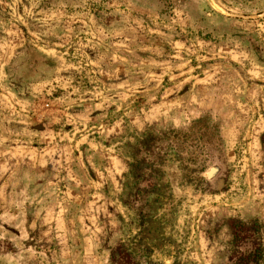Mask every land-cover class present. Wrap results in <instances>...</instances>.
I'll return each mask as SVG.
<instances>
[{"label": "rangeland", "instance_id": "1", "mask_svg": "<svg viewBox=\"0 0 264 264\" xmlns=\"http://www.w3.org/2000/svg\"><path fill=\"white\" fill-rule=\"evenodd\" d=\"M117 246L264 264V0H0V264Z\"/></svg>", "mask_w": 264, "mask_h": 264}, {"label": "trees", "instance_id": "2", "mask_svg": "<svg viewBox=\"0 0 264 264\" xmlns=\"http://www.w3.org/2000/svg\"><path fill=\"white\" fill-rule=\"evenodd\" d=\"M237 226H238L237 228L239 230L235 231L234 239H235V242L239 243L238 240H242L243 241L244 239H246L244 236H240L242 231L243 232H248L249 230L246 228L245 225H239L238 224ZM258 230L259 229L257 227L254 229L255 232H258ZM250 254L251 253L248 252L247 254H245V257L240 256V258H242V259H239V261L240 260L243 261L241 264H249V262H253V263L259 262L260 256H261L260 254H258L257 256H255V254H251V255ZM126 259H127V256H126V253H125V250L123 249V247L117 246V247H114L113 249H111V251H110L111 264H127V260Z\"/></svg>", "mask_w": 264, "mask_h": 264}]
</instances>
